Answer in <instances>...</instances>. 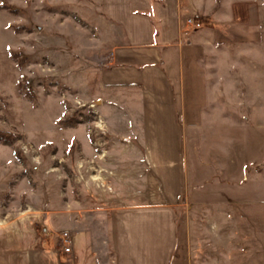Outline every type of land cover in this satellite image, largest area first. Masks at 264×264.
<instances>
[{"label": "rangeland", "instance_id": "obj_1", "mask_svg": "<svg viewBox=\"0 0 264 264\" xmlns=\"http://www.w3.org/2000/svg\"><path fill=\"white\" fill-rule=\"evenodd\" d=\"M6 1L19 10L0 8V131L16 139L0 143V245L18 247L25 240L1 236L11 221L43 225L48 210L62 212L63 194L82 187L73 137L96 136L99 121L106 134L97 80L118 30L97 0ZM214 2L257 3L263 37H202L192 51L177 90L186 188L179 221L192 264H264V0ZM197 17L208 22L199 31L213 29ZM99 144L103 153L109 142Z\"/></svg>", "mask_w": 264, "mask_h": 264}, {"label": "crops", "instance_id": "obj_2", "mask_svg": "<svg viewBox=\"0 0 264 264\" xmlns=\"http://www.w3.org/2000/svg\"><path fill=\"white\" fill-rule=\"evenodd\" d=\"M97 1L118 30L95 100L112 137L88 130L73 137L85 167L78 194H63L68 199L62 212L48 210L43 225L11 221V230L1 236L26 244L0 245V264H192L188 227L182 230L179 221L186 188L177 90L187 81L192 51L203 47L197 45L202 37L262 38V14L257 3ZM203 15L214 22L213 29L183 33L187 18ZM100 141L109 142L103 153ZM76 196L80 202L71 200ZM63 231L73 235L68 254L60 240Z\"/></svg>", "mask_w": 264, "mask_h": 264}, {"label": "built area", "instance_id": "obj_3", "mask_svg": "<svg viewBox=\"0 0 264 264\" xmlns=\"http://www.w3.org/2000/svg\"><path fill=\"white\" fill-rule=\"evenodd\" d=\"M208 25V22L204 19H201L197 16L189 17L185 20L183 24V33L190 34L197 32L203 28H205ZM93 105V104H92ZM94 106V105H93ZM91 106L90 108H92ZM103 122L99 121V124L96 126V130H94V133L97 132H103ZM62 246L64 248L65 253H71L72 245H73V235L70 232H64L60 237Z\"/></svg>", "mask_w": 264, "mask_h": 264}, {"label": "trees", "instance_id": "obj_4", "mask_svg": "<svg viewBox=\"0 0 264 264\" xmlns=\"http://www.w3.org/2000/svg\"><path fill=\"white\" fill-rule=\"evenodd\" d=\"M3 1V5L0 6L1 9H5L8 10L12 13H17L18 12V8L10 5L7 3L6 0H2ZM16 28H22V27H16ZM18 53H12V56L15 58L17 56ZM16 138L13 137V135L9 134V133H4L3 131H0V143L4 144V145H12L13 144V140H15Z\"/></svg>", "mask_w": 264, "mask_h": 264}]
</instances>
